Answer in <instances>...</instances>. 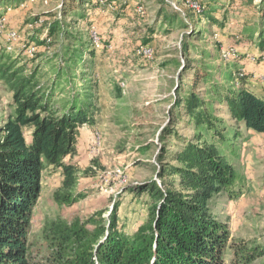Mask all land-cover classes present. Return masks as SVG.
Instances as JSON below:
<instances>
[{
	"label": "trees",
	"instance_id": "obj_1",
	"mask_svg": "<svg viewBox=\"0 0 264 264\" xmlns=\"http://www.w3.org/2000/svg\"><path fill=\"white\" fill-rule=\"evenodd\" d=\"M22 2L0 0V6L6 10ZM71 3L70 7L62 5V18L48 23L45 37L35 41L38 46L51 45L46 40L61 42L64 65L57 66L55 79L73 87L72 77H77L79 67L91 68L88 61L95 58V50L82 33L64 21L67 15L76 21L87 20L84 2ZM199 6L203 15L205 7ZM258 7L253 13L262 17L264 0ZM220 27L222 30L224 26ZM203 33L201 29L193 35L199 38ZM255 33L246 36L248 41L241 36L237 45L227 46L228 52L235 50L232 60L236 71H226L223 84L212 80L203 66L204 74L196 71L190 89L177 94L175 106L187 119L185 126L192 136H180L177 125L183 118L178 124L175 118L164 129L161 149L155 157L159 168L154 177L160 184L150 180L134 190L138 195L145 194L151 203L146 222L128 235L118 228V204L108 219L100 213L84 221L47 219L40 232V251L32 250L29 238L45 170L59 171L62 177L60 187L52 194L58 208L71 207L86 197L76 192L81 171L71 160L77 155L79 128L95 124L98 88L85 74L81 80L86 79L88 84L82 93L72 94L69 106L59 109L51 102L53 91L40 87L37 68L18 67V60L0 47V88L10 96L6 107L0 109V264H226L228 259L229 264H251L263 257L264 248L230 240L228 219L220 220L214 209L223 196L238 201L246 185L245 177L236 171L225 152L238 157L234 147L239 143V131L264 139V100L249 90L247 75L237 70L241 61L255 57L254 52L248 53L250 49L259 57L264 54V36L259 34L258 41L252 43ZM143 42L148 44L149 39ZM186 51L184 43L185 71L193 64ZM200 83L209 88L197 94L195 89ZM219 107L225 116L217 114ZM227 121L233 123L232 136Z\"/></svg>",
	"mask_w": 264,
	"mask_h": 264
},
{
	"label": "rangeland",
	"instance_id": "obj_2",
	"mask_svg": "<svg viewBox=\"0 0 264 264\" xmlns=\"http://www.w3.org/2000/svg\"><path fill=\"white\" fill-rule=\"evenodd\" d=\"M72 1L23 0L6 10L0 6V22L4 20L0 47L18 60V67L37 68L40 87L53 91L51 102L57 108H67L72 94L82 93L88 81L98 88L95 124L79 128L77 155L71 160L81 171L76 192L86 197L71 207L58 208L52 194L60 187L62 177L59 171L45 170L32 217L29 241L33 251L43 248L40 232L47 219L84 221L97 213L108 219L116 204L118 228L133 235L146 222L151 205L145 194L138 195L134 190L150 180L160 184L154 177L159 168L155 157L161 149L164 129L175 118L177 124L183 118L177 125L179 134L192 136L185 126L187 119L175 106L177 94L190 89L195 72L200 74L203 66L212 80L223 84L225 72L236 71L234 60H226L227 46L237 45L241 36L248 41L246 36L254 31L252 43L258 41L259 34L264 36V15L253 13L260 0H100L104 1L100 4L99 0H91L90 4V0H82L87 20L76 21L67 15L64 21L82 33L95 50V58L88 61L90 69L79 67L70 87L55 79L57 66L64 65L60 59L61 42L46 40L51 45L38 46L35 39L45 37V26L56 17L62 18V5L70 7ZM195 3L205 7L203 15L192 7ZM140 5L143 9L138 13L136 8ZM220 25L224 26L222 30ZM201 29L202 36L195 37L193 34ZM144 39H149V43L144 44ZM184 43L187 59L193 62L187 71ZM238 47L242 49V45ZM141 49L151 53L140 55L137 52ZM254 55L259 57L258 52ZM242 62L246 65L238 64L237 70L245 74L250 70L249 75L264 93V62L249 58ZM85 74L89 75L88 81L81 80ZM208 88L200 83L195 92L202 94ZM9 99L0 88V109L6 107ZM217 114L225 116L224 109L219 107ZM229 123L232 136L235 130ZM238 139L234 147L238 157L225 152L236 171L245 177L246 185L238 201L221 197L214 204L215 214L220 220L228 219L230 240L264 248V139L243 129ZM144 148L146 151L140 152ZM66 162L70 163V159ZM229 263L228 259L226 264ZM251 264H264V256Z\"/></svg>",
	"mask_w": 264,
	"mask_h": 264
},
{
	"label": "built area",
	"instance_id": "obj_3",
	"mask_svg": "<svg viewBox=\"0 0 264 264\" xmlns=\"http://www.w3.org/2000/svg\"><path fill=\"white\" fill-rule=\"evenodd\" d=\"M194 9H196L197 11H199L200 12V6L198 5V4H193V6H192ZM137 12L138 13H141V11H142V6L140 5V6H137ZM3 22H4V20H2V22H0V26H2L3 25ZM12 38H13V36H12ZM227 52V55H226V60L227 61H229V59L230 60H232V57H234L235 55H234V53H235V50L234 49H230L229 50V52L228 51H226ZM138 54H140V55H144V56H147V55H149L151 52L149 51V50H145V49H141V50H139L138 52H137ZM249 59L252 61V62H258V61H262V62H264V54L263 55H261L260 57H258V58H256V57H249ZM261 82H262V84H264V76H262L261 77Z\"/></svg>",
	"mask_w": 264,
	"mask_h": 264
},
{
	"label": "crops",
	"instance_id": "obj_4",
	"mask_svg": "<svg viewBox=\"0 0 264 264\" xmlns=\"http://www.w3.org/2000/svg\"><path fill=\"white\" fill-rule=\"evenodd\" d=\"M251 52H254L255 53V50H253V49H250L249 51H248V53H251ZM246 65L244 62H242V63H239V65ZM255 69H253V71L252 72H254L255 73ZM249 73H251L250 72V70H248V71H246V75H247V77H248V84H247V86H248V88H249V90L252 92V93H254L257 97H259V98H261V99H263L264 100V93H263V91L261 90L262 88V86H260L259 84H257V82H256V80H253L252 79V77H251V75H249ZM264 87V86H263ZM250 133V132H249Z\"/></svg>",
	"mask_w": 264,
	"mask_h": 264
}]
</instances>
